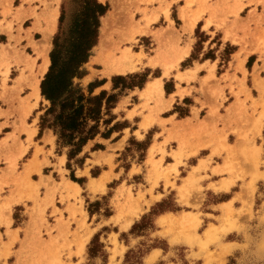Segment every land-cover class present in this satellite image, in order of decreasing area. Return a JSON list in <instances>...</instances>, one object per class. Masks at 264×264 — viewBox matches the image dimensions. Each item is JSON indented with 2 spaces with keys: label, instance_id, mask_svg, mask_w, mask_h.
<instances>
[{
  "label": "crops",
  "instance_id": "obj_1",
  "mask_svg": "<svg viewBox=\"0 0 264 264\" xmlns=\"http://www.w3.org/2000/svg\"><path fill=\"white\" fill-rule=\"evenodd\" d=\"M57 1L0 0V183L4 184L0 190L1 264H20L28 251L27 241L50 235L52 239H61L68 225L73 230L77 218L84 216L80 213V202H74L64 191L66 186L81 187V183L67 175V152L58 148L53 129L41 130L40 122L34 124L29 120L35 107L34 98H30L41 94V81L50 65L49 62L44 69V41L47 36L51 39L57 25ZM145 1L141 7L147 6L150 11L168 5L170 20L161 12L158 22L164 23L157 25L155 20L141 34L140 37L150 40L149 45L141 44L145 47L133 49L134 59L140 57L142 66L138 63L136 68L129 69V61L121 64L120 69L113 62L106 66L99 41L85 63L100 71L107 68V75L148 67L152 71L142 86L120 95L110 108L113 114L110 125L117 122L121 125L98 133L84 145L103 144L91 151L84 165L75 170L87 177L84 184L88 195H84L83 211H87L88 196L94 201L122 176L128 180L116 181L115 201L120 195L129 197L130 191L134 198L140 195L139 190L144 194L137 203L130 196L131 207L146 208V201L153 203L172 192L178 203L196 202L195 191L189 189L192 180L203 177L205 185L220 180L221 173L215 169L224 164L229 150L221 145L234 144V128L242 122L229 82L223 80L226 72L232 77L234 72L239 78L243 76L242 71H235L239 46L229 58L221 57L222 50L228 42L233 43L236 34L234 21L231 18L224 21L229 16L224 0ZM175 9L179 25L172 17ZM52 25L55 26L50 32ZM197 28L205 38L200 56L195 57ZM208 50L213 53L207 54ZM246 60L247 57L244 64ZM108 83L111 80L99 86ZM222 91L227 99L221 102ZM131 136L139 141L149 138V142L143 159L125 168L117 160ZM98 165L100 170L93 175L92 167ZM138 174H142L141 181L129 180ZM32 183L41 185L38 203L28 196ZM214 192L225 195L228 189ZM228 200L229 197H223L214 205ZM96 214L105 216L102 223H115V213L104 215L100 209ZM174 214L165 212L161 216ZM85 216L88 223L94 213L87 211ZM48 227L51 232L45 234ZM90 229L91 236L95 226L91 225Z\"/></svg>",
  "mask_w": 264,
  "mask_h": 264
},
{
  "label": "rangeland",
  "instance_id": "obj_2",
  "mask_svg": "<svg viewBox=\"0 0 264 264\" xmlns=\"http://www.w3.org/2000/svg\"><path fill=\"white\" fill-rule=\"evenodd\" d=\"M100 1L109 5L107 12L101 17L98 39L101 52L105 54L102 58L103 63L107 66L111 58L129 49L128 51L132 52L129 69L136 68L138 63L142 66L140 57L134 59L133 49L145 47L141 44L149 45V38L140 36L153 21L157 20V25L164 23L163 21L158 22L161 12L170 20L169 6L150 11L147 6L141 7V4L147 3L145 0ZM57 2V25L48 49L50 57L62 12H65L64 25L67 29L83 8V0H58ZM224 2L230 16H225L224 21L231 19L234 21L236 34L232 38L233 43L228 42L222 50L221 57L229 58L232 51L239 46L235 71H242L243 76L239 78L234 72V77H232L226 72L223 74V80L229 82L230 92L234 94V104L241 114L242 122L239 127L234 128L236 132L234 144L221 145L223 148L228 147L229 150L224 164L221 167L218 165L219 168L215 169V172L221 173L218 176L220 180L206 185L202 182L203 177L199 176L192 180L189 189L195 191L196 202L178 203L172 192L153 203L146 201L147 206L143 208V206L131 207L129 205L131 204L129 203L130 196L135 203L144 197L140 190V195L138 194L136 198L130 191L129 197L125 198L120 195L116 197V201L113 199V187L116 181L126 182L128 180L126 176H122L111 182L109 190L99 198L90 201L89 196L87 197L86 209L91 215L94 213L92 220L87 223L85 216L87 211L82 209L84 195H88L84 184L87 177L75 170L84 165L91 151L103 144L96 142L86 147L83 146L84 150L78 153L73 152L72 157L69 158L71 146L59 143L54 129L47 123L42 124V116L50 105V100L42 94L41 88L40 95L35 94L30 98H34L35 107L29 120L34 124L40 122L41 130L44 127L53 129L57 137L58 148L67 152L66 168L69 169L67 175L81 183V187L78 184L74 187L66 186L64 191L67 193L66 196L74 198V202H80V213L84 216L77 218L78 224L73 230L70 229L69 224L67 232L61 239H52L50 235L48 238L33 237L32 240L27 241L28 251L25 253L27 256L23 257L24 261L20 264H264V120L263 117L261 120L258 119L264 113V0H224ZM111 10H116L115 18L111 22L107 35L103 38L101 34L103 19ZM172 13V17L179 25L180 19L177 17L176 9ZM52 16L55 19L54 10ZM226 28L228 32L229 29ZM216 36L219 37V35ZM204 38V33L197 28V42L193 56H200ZM46 42L44 41V46ZM206 53L212 54L213 52L208 50ZM246 57L244 64L243 60ZM85 63L83 64V76L75 77V83L87 95L90 89H93V95L105 91L107 93L104 98L105 105L108 97H112L110 107L103 109L96 136L98 133H106L108 128L121 125L120 122L114 126L110 125L113 120L110 108L116 104L120 95L130 92L131 88L142 86L152 69L148 67L128 73L107 75L109 74L107 68L100 71L93 68L92 64L85 65ZM90 71L93 73L89 74ZM107 79L112 83L100 87L99 85ZM225 99L227 97L222 91L221 102ZM95 122L92 120L91 124ZM148 142L149 138L139 141L131 136L126 149L117 161L125 168L133 163H139L144 157ZM109 162L113 163L112 160ZM100 167V165L92 167L91 173L96 175ZM134 170L135 168L132 172ZM141 177L142 174H138L134 178L130 176L129 180L141 181ZM8 182L10 180H6V183ZM3 185L0 183V190ZM40 187V183H32L29 188L28 196L36 203L40 199ZM223 189H228L225 195L214 192ZM223 197H229V200L222 205L215 206L214 203ZM62 200H65V195H62ZM100 209L103 210L104 215L115 213L113 217L115 223H102L101 219L105 216L98 217L96 214V211ZM172 211L175 213L172 218L161 216L165 212ZM190 212L194 213V217L190 215ZM185 218L187 223L184 222ZM91 225L95 226V231L90 236ZM209 230L212 231L210 235L207 234ZM50 232L51 228L48 227L45 234H50Z\"/></svg>",
  "mask_w": 264,
  "mask_h": 264
},
{
  "label": "trees",
  "instance_id": "obj_3",
  "mask_svg": "<svg viewBox=\"0 0 264 264\" xmlns=\"http://www.w3.org/2000/svg\"><path fill=\"white\" fill-rule=\"evenodd\" d=\"M83 8L66 29L65 12L60 16L58 32L51 51V65L42 81V94L50 105L42 116L58 135V142L71 146L73 152H80L86 142L99 130V121L104 107H110L111 96L105 105V91L93 95V89L85 94L75 83V77L83 76V64L88 61L92 48L97 44L101 17L109 5L100 0H83ZM115 85L117 86L118 84ZM96 122L91 124V121Z\"/></svg>",
  "mask_w": 264,
  "mask_h": 264
},
{
  "label": "bare ground",
  "instance_id": "obj_4",
  "mask_svg": "<svg viewBox=\"0 0 264 264\" xmlns=\"http://www.w3.org/2000/svg\"><path fill=\"white\" fill-rule=\"evenodd\" d=\"M115 3H118V2H116L115 1ZM109 14V15H108ZM107 14V16H105V18L103 19V26H102V36H103V38H105V36L107 35V33H108V30H109V28H110V25H111V22H112V20L115 18L114 17V15L116 14V10H111V11H109V13ZM54 26L55 25H52V27H51V30H50V32H52V30L54 29ZM110 32V31H109ZM101 40V39H100ZM46 44H45V50H44V56H45V65H44V69L46 68V66H47V64L51 61L50 60V56L49 55H47V50L49 49V47H50V36H47V39H46ZM52 48V47H51ZM129 50V49H128ZM128 50H124L123 51V53L121 54V55H117V57H113V58H111V61L110 62H113V63H116V68L117 69H120L121 68V64H123L124 62H127V61H129V59H130V57H131V55H130V53H132V52H129ZM49 51V50H48ZM43 53V52H42ZM120 54V53H119ZM37 95H39V94H37ZM262 117H263V120H264V113H262V115L258 118L259 120H261L262 119ZM258 120V121H259ZM260 122V121H259ZM263 122V121H262ZM238 136V135H237ZM236 140H237V138H236ZM190 175H191V173H190ZM189 180H192V178L191 179H189ZM188 180V181H189ZM185 183V182H184ZM230 183V182H229ZM232 183V182H231ZM39 184V183H38ZM136 200V199H135ZM135 205H137V204H135ZM134 210H136L135 208H134ZM119 211H121V210H119ZM184 212V211H183ZM227 212V211H226ZM119 213V212H118ZM140 213V212H139ZM193 212H190V215H193V217H194V213L192 214ZM188 214V213H187ZM227 214V213H226ZM134 215V214H133ZM132 215V216H133ZM165 215V214H164ZM186 215V214H185ZM196 215V214H195ZM131 216V215H130ZM135 216V215H134ZM176 216V215H175ZM175 216H173L174 218H176ZM184 216V215H183ZM186 216H188V215H186ZM223 216V215H222ZM136 217V216H135ZM134 217V218H135ZM193 217H191L193 220L196 218V216H195V218H193ZM171 218H172V216H171ZM186 218H188V217H186ZM186 218L183 220L184 222H186L187 220H186ZM182 219V218H181ZM174 220V219H173ZM173 220H171V221H173ZM191 220V219H190ZM160 221H163V220H160ZM177 221V220H176ZM165 222V221H164ZM188 222V221H187ZM186 222V223H187ZM169 223V222H168ZM175 223V222H174ZM210 223H211V221H210ZM130 224V223H129ZM176 224V223H175ZM127 225V224H126ZM170 225V224H169ZM171 226V225H170ZM217 226V225H216ZM218 227V226H217ZM166 228V227H165ZM211 232L212 231H208L207 232V234L208 235H210L211 234ZM196 234H198V233H196ZM42 235V234H41ZM196 237H197V235H196ZM173 239V238H172ZM192 239V238H191ZM44 240H46V239H44ZM86 241V240H85ZM264 241V240H263ZM42 243V242H41ZM33 244V243H32ZM35 246H37V245H35ZM41 247H42V244H41ZM42 249V248H41ZM34 254V253H33ZM223 254V253H222ZM37 259V258H36ZM39 259V258H38ZM39 262V261H38ZM112 263V262H111Z\"/></svg>",
  "mask_w": 264,
  "mask_h": 264
}]
</instances>
